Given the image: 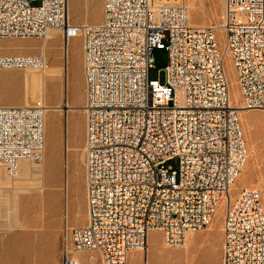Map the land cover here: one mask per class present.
<instances>
[{
	"label": "built area",
	"instance_id": "built-area-1",
	"mask_svg": "<svg viewBox=\"0 0 264 264\" xmlns=\"http://www.w3.org/2000/svg\"><path fill=\"white\" fill-rule=\"evenodd\" d=\"M83 39L87 222L70 228L62 264L98 252L100 264L148 260L151 231L167 248L206 229L223 202L220 264H264L262 192L242 187L231 199L248 148L231 103L227 58L236 70L241 109L264 112V0H225L220 30L189 22L185 3L103 0L100 23L73 24L68 0H0V39ZM165 48L164 82L149 78L153 51ZM44 57L0 55V68L42 65ZM44 104L0 105V165L42 160ZM178 160L174 169L168 163Z\"/></svg>",
	"mask_w": 264,
	"mask_h": 264
},
{
	"label": "rangeland",
	"instance_id": "rangeland-1",
	"mask_svg": "<svg viewBox=\"0 0 264 264\" xmlns=\"http://www.w3.org/2000/svg\"><path fill=\"white\" fill-rule=\"evenodd\" d=\"M180 3L189 0H172ZM195 10L189 8V22L193 25L219 26L224 19L225 0H193ZM103 0H69L71 21L80 18V23H100ZM195 12V13H194ZM74 23V22H73ZM78 24V23H77ZM17 38V37H9ZM42 37L17 38L0 41V51L7 49L21 56L41 55ZM61 32L56 31L46 42V67L0 68L1 104H44L45 116V163L41 165L22 187L39 186L41 178L45 189H27L14 193V189L0 190V264H62L65 243L71 248L70 228L81 226L87 219L85 182V129L82 39H69L66 56L63 57ZM19 56V55H18ZM154 67L149 69V78L164 82L165 68L169 62L168 50L155 48ZM227 71L231 81V102L239 105L241 94L236 81V70L227 58ZM248 157L234 183L231 199L242 187L257 188L262 192L264 208V112L245 110L239 113ZM251 154V155H250ZM44 161V160H43ZM174 169L178 160L168 163ZM53 166V170L51 167ZM1 176V171H0ZM18 177V176H17ZM8 186L11 178L5 173ZM32 182V183H31ZM16 206L21 215L9 211ZM226 204L217 209L213 222L206 229L196 232L186 246L167 248L161 232L151 231L148 237V260L151 264H220L223 243V215ZM19 219L24 221L22 227ZM69 226L65 231V223ZM16 221H18L16 223ZM86 253L70 251L81 264H100V254L89 260ZM141 253L130 254V264H137Z\"/></svg>",
	"mask_w": 264,
	"mask_h": 264
},
{
	"label": "bare ground",
	"instance_id": "bare-ground-1",
	"mask_svg": "<svg viewBox=\"0 0 264 264\" xmlns=\"http://www.w3.org/2000/svg\"><path fill=\"white\" fill-rule=\"evenodd\" d=\"M168 2H173L172 0H167ZM173 3H176V2H173ZM181 3V2H180ZM182 3H185V4H187L188 3V5H189V7L191 8V9H193V10H195V6H194V1L193 0H189L188 2H184V1H182ZM224 8H225V2H224ZM195 13V12H194ZM68 15H69V21L71 22V23H73L72 21H71V18H70V5H69V0H68ZM102 18H103V2H102ZM102 21V20H101ZM100 21V22H101ZM84 23H88V22H84ZM73 24H77V23H73ZM79 24V23H78ZM80 24H83V23H80ZM193 25V24H192ZM195 26H199V27H207V26H212V27H215L216 29H219L220 30V26H221V24L219 25V26H213V25H195ZM51 31H60V30H57V29H50L48 32H47V34L45 35V36H42V38H44V40L46 41V40H48L50 37H51ZM61 32V31H60ZM76 36H80V35H76ZM61 37H62V32H61ZM81 37V36H80ZM27 38V37H26ZM70 38H72V37H70ZM69 38V39H70ZM69 39L66 41H63V39H62V44H63V47H62V50H63V57L64 56H66V49H67V45H68V42H69ZM81 39H82V37H81ZM13 56H16V57H24V58H35V57H31V56H18V55H13ZM40 56H43L44 57V63L42 64V65H39V66H36L37 68H40V69H44L45 67H46V59H45V55H40ZM82 56H83V39H82ZM26 67H33V66H31V65H26ZM83 78H84V75H83ZM231 82V81H230ZM84 96H85V82H84ZM232 103V102H231ZM42 104V103H41ZM15 106H17V105H15ZM238 108H239V113H240V111L242 110V111H245V110H243V109H241L240 107H241V103L239 104V105H236ZM48 109V108H47ZM47 111V110H46ZM85 112V111H84ZM86 115V114H85ZM45 125H46V123H45ZM85 133H86V129H85ZM251 155V154H250ZM247 157H248V155H247ZM44 160V161H43ZM247 160V159H246ZM23 161H25V162H27V163H29L30 165H31V167L33 166V165H40V164H42V162H43V165H44V163H45V152H44V154H43V157H42V160L40 161V162H35V161H31V160H28V159H22V160H19L18 162H17V166H16V168H17V170H16V173H15V175H9L8 174V172L6 171V169H5V167L4 166H2V165H0V168H2L3 169V171L6 173V175L8 176V177H10V178H15V177H17L18 176V173H19V165H20V163L21 162H23ZM246 162V161H245ZM245 165V164H244ZM244 167V166H243ZM32 169H33V171H34V167H32ZM243 169V168H242ZM51 170H53V166L51 167ZM242 171V170H241ZM241 172H238V175H237V169H230V178H238V176H239V174H240ZM29 179H31V177H29ZM42 180L40 181V184H39V186H36V187H32V188H35V189H38V190H43L44 188H45V185H42ZM32 183V182H31ZM21 189V188H20ZM22 190V189H21ZM223 203H225L226 204V202H223ZM86 222H87V219H86ZM66 225H65V231H66V233L68 232V228H69V226L67 225V220H66V223H65ZM86 224V223H85ZM222 230H223V227H222ZM199 232V231H198ZM192 233H196V232H188L187 234H186V239H185V243H184V245H183V247L184 246H186L187 245V243H188V236L190 235V234H192ZM76 253H80V252H76ZM82 253H86V252H82ZM94 255H95V252H92V253H90L89 255H88V258H89V260H94L95 259V257H94ZM71 257H72V259L75 261V263H77L78 264V262H77V258L75 257V256H73V255H70ZM76 258V259H75ZM137 264H139V263H137Z\"/></svg>",
	"mask_w": 264,
	"mask_h": 264
},
{
	"label": "crops",
	"instance_id": "crops-1",
	"mask_svg": "<svg viewBox=\"0 0 264 264\" xmlns=\"http://www.w3.org/2000/svg\"><path fill=\"white\" fill-rule=\"evenodd\" d=\"M81 19L80 18H75V20H73V22L74 23H79V21H80ZM53 34H56V31H51V36L53 35ZM12 39H17V38H2V39H0V41H10V40H12ZM46 42H47V40L45 41L44 40V43H43V45L41 46V54L42 55H45V45H46ZM81 52H82V47H81ZM20 54H23V53H19V52H17V53H15V52H13V51H9V50H7V49H3V50H1L0 51V55H20ZM21 56V55H20ZM31 57H33V56H31ZM1 105H7V106H15V105H19V104H1ZM41 165V169H39V170H36V169H34V170H36V171H40L41 172V176H42V174H44V165H43V162H42V164H40ZM33 167V166H32ZM32 167H31V165L29 164V163H27V162H25V161H23V162H21L20 163V165H19V173H18V177H15V178H11V180H13L12 181V186H8L7 184H8V181L6 180V178H5V172L3 171V169L2 168H0V171H1V176H0V190H2L3 188H10V187H12L13 189H14V193H18L19 191H27V189H31L32 187H30V188H28L27 186H25V187H22L21 186V184H23L26 180H29V177H30V175L31 174H33L34 173V171H33V169H32ZM42 177H44V176H42ZM10 178V177H9ZM41 180H42V185H45L44 184V180H43V178H41ZM22 190H21V189ZM35 189V188H34ZM45 189V188H44ZM42 191V190H41ZM14 214V216H18V214H20L21 215V211L16 207V206H13V208L12 209H10V211H9V216H8V220L11 222V217H12V215L11 214ZM18 221H16V223H17ZM23 222L24 221H22V220H20L19 219V223L18 224H21L22 225V227H24V225H23ZM86 223V222H85ZM84 222H82L81 224H85ZM196 234L195 233H192V234H190L189 236H188V240L190 239V238H192V237H194ZM188 244V243H187ZM77 258V257H76ZM75 258V259H76ZM77 260V262H78V264H81L79 261H78V259H76Z\"/></svg>",
	"mask_w": 264,
	"mask_h": 264
}]
</instances>
